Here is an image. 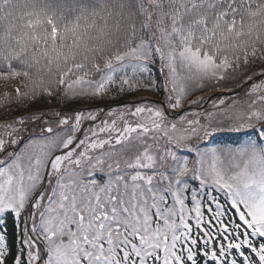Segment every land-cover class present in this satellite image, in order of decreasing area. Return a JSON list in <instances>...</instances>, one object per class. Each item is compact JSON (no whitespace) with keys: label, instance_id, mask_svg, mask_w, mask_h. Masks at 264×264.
I'll use <instances>...</instances> for the list:
<instances>
[{"label":"snow or ice","instance_id":"6c2138e0","mask_svg":"<svg viewBox=\"0 0 264 264\" xmlns=\"http://www.w3.org/2000/svg\"><path fill=\"white\" fill-rule=\"evenodd\" d=\"M0 86V264H264V0H0Z\"/></svg>","mask_w":264,"mask_h":264},{"label":"trees","instance_id":"16d2710c","mask_svg":"<svg viewBox=\"0 0 264 264\" xmlns=\"http://www.w3.org/2000/svg\"><path fill=\"white\" fill-rule=\"evenodd\" d=\"M5 89L2 87V86H0V92H3ZM10 90V89H9Z\"/></svg>","mask_w":264,"mask_h":264}]
</instances>
